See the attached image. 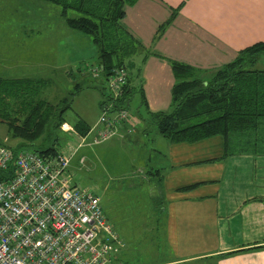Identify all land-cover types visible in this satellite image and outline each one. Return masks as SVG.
I'll list each match as a JSON object with an SVG mask.
<instances>
[{
  "label": "crops",
  "instance_id": "obj_1",
  "mask_svg": "<svg viewBox=\"0 0 264 264\" xmlns=\"http://www.w3.org/2000/svg\"><path fill=\"white\" fill-rule=\"evenodd\" d=\"M0 10L5 21L10 17L18 23L0 27V77H10L5 71L12 67L26 71L19 77L48 81L44 75L59 78L86 72L79 69L84 62L76 64L83 37L66 26L59 6L43 0H0ZM120 23L140 44L128 58L125 82L130 93L137 92L144 113L135 124L127 123L130 132L121 129L109 139L114 144L150 139L154 144L155 158L148 159L155 174L149 170L151 176H146L141 166L136 171L151 190L155 188L157 205L154 210L149 204L141 209L138 202L134 210L141 211L133 216L153 233L148 242L154 243L155 256L160 239L164 245V256L152 264H264V154L221 158L219 135L171 142L156 131L150 117L170 108V60L193 67L204 80L240 49L264 42V0H135L125 7ZM31 67H40V75L31 76ZM75 148L69 151V163L80 146ZM107 203L100 206L110 224L104 213ZM111 215L115 220L121 217ZM125 250L123 244L118 264H123ZM230 251L237 252L223 255Z\"/></svg>",
  "mask_w": 264,
  "mask_h": 264
},
{
  "label": "trees",
  "instance_id": "obj_2",
  "mask_svg": "<svg viewBox=\"0 0 264 264\" xmlns=\"http://www.w3.org/2000/svg\"><path fill=\"white\" fill-rule=\"evenodd\" d=\"M46 1L59 6L70 30L89 36L96 48L98 77L103 83L113 67L124 68V62L140 49L137 39L120 23L125 7L135 0ZM260 56L264 62V42L256 41L209 72L204 80L193 67L170 60L174 78L170 89V108L150 114L156 131L171 142H192L219 135L223 141L221 158L234 153L264 154V67H254ZM48 82L42 78L0 77V122L6 125L11 137L21 141L14 147L4 143L13 152L30 146L46 132L52 134V143L31 150L48 156L63 154L54 144L58 132L67 131L60 126L67 122L65 112L71 107L70 99L62 97L51 103L40 97ZM75 85L76 92L79 85ZM104 91L101 92L100 109L108 103L113 109L126 106L130 93L126 82L114 99ZM90 127L80 117L71 126L79 136L86 135ZM13 172L14 166L8 163L0 168V180L10 178ZM234 252L237 251L223 255Z\"/></svg>",
  "mask_w": 264,
  "mask_h": 264
},
{
  "label": "built area",
  "instance_id": "obj_3",
  "mask_svg": "<svg viewBox=\"0 0 264 264\" xmlns=\"http://www.w3.org/2000/svg\"><path fill=\"white\" fill-rule=\"evenodd\" d=\"M98 77L97 66L88 68ZM123 67H113L105 79V93L116 98L125 83ZM126 108L103 105L81 144H98L126 133ZM61 129L72 131L65 123ZM69 155H41L19 149L13 152L0 140V168L14 166L13 175L0 180V264H118L123 242L111 229L99 198L71 182L67 172ZM83 158L79 159L81 162Z\"/></svg>",
  "mask_w": 264,
  "mask_h": 264
},
{
  "label": "rangeland",
  "instance_id": "obj_4",
  "mask_svg": "<svg viewBox=\"0 0 264 264\" xmlns=\"http://www.w3.org/2000/svg\"><path fill=\"white\" fill-rule=\"evenodd\" d=\"M45 5H50L58 9V5L43 0ZM75 15L74 12H71ZM5 21L4 13L0 10V27H15L18 25L16 21L8 17ZM51 21L53 19H50ZM24 22L20 23L21 27ZM80 35L83 41L79 42L77 48V62H84L88 68L96 66V48L90 40L89 36L75 31ZM51 39V35H50ZM133 58V57H132ZM262 56L258 58L254 67L263 68ZM135 58H133L134 60ZM131 60V57L129 58ZM80 64V63H79ZM128 59L124 62L125 73L129 72ZM34 73L31 76L40 75L38 72L40 67H31ZM20 71H23L20 75ZM7 74H12L10 77L25 76L26 71L20 67H12L5 71ZM3 74V73H2ZM17 74V76H16ZM1 76V75H0ZM4 77V74L2 75ZM49 78V82L40 93V97L51 103H56L62 97L70 99V108L65 112L66 123L72 126V123L77 118H82L85 123L92 125L100 114L99 101L102 99L101 92L104 83L99 77H91L88 70L83 73H77L72 77H62L44 75ZM79 89L76 90V85ZM71 92H75L70 95ZM126 108L129 116V121L135 124L138 114L143 115V107L139 106V98L135 89L130 93ZM139 110L138 113L136 110ZM154 127V125H152ZM152 127V128H153ZM94 132H89L85 135L86 141H89ZM46 136V137H45ZM58 139L54 146L63 154H69L72 148H75L80 140L79 135L74 131L58 132ZM0 140L10 147H14L21 141L18 138H13L9 135L7 127L0 122ZM119 144H114L111 139H106L98 144H81L80 148L73 155L67 167V172L70 180L76 186L85 187L92 193L98 196L99 203L104 204V213L107 216L111 229L116 232L120 240L125 244L126 252L122 256L123 264H152L163 257L165 253L164 245L160 239L155 256L154 243H149L153 233L146 232V226L140 225V220L133 217L135 212L141 211L146 204L152 205L154 210L156 202V190H151L148 187L145 177L141 173H137L136 168L141 166L146 176L148 171L152 170L150 161L155 157L153 154L154 144L151 140H140L135 142L132 140L119 141ZM52 143V134L43 133L42 137L36 139L30 146L24 148L31 150L33 147H44ZM78 146V147H79ZM75 148L73 151H75ZM80 156V157H78ZM83 158L82 162L79 159ZM150 157V161L148 159ZM151 172H154L153 170ZM144 177V178H143ZM138 183V184H137ZM152 199V200H151ZM140 203L141 209L134 210L135 204ZM156 210V209H155ZM148 212V210H145ZM142 210V212H145ZM157 211V210H156ZM121 215L119 220L113 219L112 213ZM153 211L150 210V213ZM114 221H113V220ZM146 222V220H145ZM143 228L145 229L143 232ZM148 229V228H147ZM158 231L161 227L157 226ZM160 237V235H159ZM123 249V247H122ZM120 263V262H119ZM188 264H212V261H198Z\"/></svg>",
  "mask_w": 264,
  "mask_h": 264
}]
</instances>
